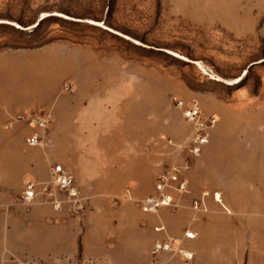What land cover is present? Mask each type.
<instances>
[{
  "label": "rangeland",
  "instance_id": "1",
  "mask_svg": "<svg viewBox=\"0 0 264 264\" xmlns=\"http://www.w3.org/2000/svg\"><path fill=\"white\" fill-rule=\"evenodd\" d=\"M50 43L81 50L43 49L8 58L12 66L22 67L19 84H13L12 103L63 102L65 96L56 95L57 85L65 91L64 85L70 83L67 78L61 79L73 65L75 73L86 71L94 85L100 83L106 88L108 83L131 81L132 88L121 92L131 103L125 120L116 119V102L102 113L96 112V104L91 102L81 113L84 121L97 123L101 119L104 134L113 122L123 133H136L137 128L144 138L150 133L146 142L149 147L144 149L149 155L147 164L136 179L126 182L125 188L113 195H121L129 204L125 211L133 221L127 228L138 230L135 221L142 217L137 212L140 200L154 193L155 181L170 166H188V183L196 186L204 180L212 185L227 181L217 175L225 170L227 162L231 170L242 174L249 168L247 161L253 151L264 154V0H0V51L32 50ZM132 71L139 76H126ZM76 75L80 81L82 76ZM109 91L114 96L120 92L115 84ZM173 96L187 103L194 101L203 115L216 118L209 134L210 143L217 126L215 144L208 143L191 161H186L183 149L192 135V125L173 106ZM39 111L50 116L44 108ZM96 128L89 127L88 134L95 135ZM104 147L102 142L91 141L86 150L95 152ZM218 152L224 157L212 158ZM226 193L233 203L232 210L242 219L245 207L237 199L243 198L244 191ZM161 210L144 215L156 216ZM144 222L148 224V220ZM119 224L111 222L113 229ZM125 239L120 238L114 248L127 246ZM148 239L147 233L139 234L137 251L143 250ZM239 240L243 239L229 238L226 246L215 245V254L220 255L215 262L245 264ZM253 241L259 243L260 239ZM183 242L186 246L187 241ZM145 252L139 258L148 264ZM115 258L118 264H127L125 253ZM256 260L253 256L252 261ZM74 264H84L80 254ZM86 264L107 263L101 260Z\"/></svg>",
  "mask_w": 264,
  "mask_h": 264
},
{
  "label": "crops",
  "instance_id": "2",
  "mask_svg": "<svg viewBox=\"0 0 264 264\" xmlns=\"http://www.w3.org/2000/svg\"><path fill=\"white\" fill-rule=\"evenodd\" d=\"M60 48L81 50L50 43L32 50L0 51V264H74L78 254L84 264L101 260L118 264L120 261L115 256L120 252L125 253L123 260L127 264H144L140 262L139 254L145 251L148 264H226L215 262L220 255L217 258L213 247L226 246L227 239L235 237L243 239L238 245L243 247L245 264H264V154L260 150L251 151L247 161L249 168L242 174L231 170L230 162H227L223 167L225 170L217 172L219 179L227 178V181L208 185L203 180L196 186L188 183V191L178 197L177 205L159 209L156 216L148 217L139 208L137 212L142 217L135 221L138 230L127 228L132 220V215L125 211L129 204L121 195H113L114 191L123 190L126 182L136 179L141 167L147 164L149 155L145 150L149 147L146 142H149L150 133L145 138L138 128L136 133L134 130L123 133L118 123L113 122L104 134L101 119L97 123L93 120L85 122L81 113L91 102H95L98 113L109 110L111 103L116 102V119L125 120L130 114L131 103L130 99L126 102L121 92L132 88L131 81L108 83L106 88L100 83L94 85L86 71L75 73L73 65L61 79L69 80V89L62 91L57 85L56 95L65 96L63 102L54 104L52 100L49 105L12 103L13 84H19L22 67L12 66L8 58L30 51H58ZM135 73L138 72H127L126 76ZM76 74L82 76L80 81ZM113 84L120 91L116 96L109 91ZM150 87H146L148 104ZM40 107L50 112L51 122L42 143L28 146L25 139L31 130L27 124L11 121L17 114L37 111L42 109ZM94 126L97 127L96 134L89 135V127ZM216 128L212 131V140L208 141L210 145L215 144ZM151 136L153 140L154 134ZM91 141L102 142L105 147L88 152L87 144ZM221 157L224 156L218 152L212 158ZM206 159L209 161V157ZM154 160L153 157V163ZM55 164L62 165L74 176L83 198L81 212H72L65 202L55 209L46 190L31 204L19 200L29 181L38 184L39 189L44 188L50 178V167ZM214 165L215 161H212L213 169L216 168ZM241 176L243 180H236ZM227 190L244 191L243 198L237 199L245 207L242 219L240 213L232 210L233 203L227 198ZM214 193L220 194L219 200L213 198ZM114 220L120 223L115 229L111 226ZM145 220H148L146 225ZM124 222L128 224L124 226ZM186 232L193 233L194 237L186 238ZM141 233H147L150 239L139 252L137 245ZM120 238H126L127 246L116 250L114 244L120 242ZM256 238L260 239L259 243L253 241ZM166 239H172L178 249L190 251L192 260L184 261L179 254L172 253L152 256V240ZM183 240L187 241L186 246ZM253 256L256 261H252ZM205 258L209 261L204 262Z\"/></svg>",
  "mask_w": 264,
  "mask_h": 264
},
{
  "label": "built area",
  "instance_id": "3",
  "mask_svg": "<svg viewBox=\"0 0 264 264\" xmlns=\"http://www.w3.org/2000/svg\"><path fill=\"white\" fill-rule=\"evenodd\" d=\"M69 85H64V90L69 89ZM173 106L180 113L181 118L192 125V135L188 143L184 146L186 161H191L202 152L203 147L209 141V134L216 124V118L213 115L205 116L200 111L194 101L187 103L176 96L171 97ZM24 122L31 130L29 136L25 139L28 146H38L42 143L45 132L49 128L50 116L43 111H30L17 114L11 121ZM188 166H170L164 173L158 176L154 183V193L140 200L139 207L143 213L153 214L164 207L177 205L178 197L188 191V180L185 171ZM49 181L44 184V188L39 189L38 184L27 182L20 195L19 200L24 204H31L46 190L52 197L51 203L55 209L60 208L62 202L68 203L70 210L74 213L81 212L84 209L83 198L74 176L60 164L50 167ZM215 200L220 199L219 193H214ZM196 202H194V205ZM185 237L192 239L193 233L186 232ZM160 253L179 254L184 261H191L193 254L190 251L178 249L174 246L172 239L164 241H155L150 249L152 256Z\"/></svg>",
  "mask_w": 264,
  "mask_h": 264
}]
</instances>
